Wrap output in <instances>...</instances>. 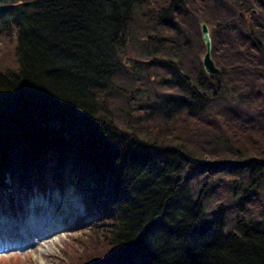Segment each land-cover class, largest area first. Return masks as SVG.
<instances>
[{"label": "trees", "instance_id": "16d2710c", "mask_svg": "<svg viewBox=\"0 0 264 264\" xmlns=\"http://www.w3.org/2000/svg\"><path fill=\"white\" fill-rule=\"evenodd\" d=\"M0 41V204L91 217L59 264H264V0H0Z\"/></svg>", "mask_w": 264, "mask_h": 264}, {"label": "rangeland", "instance_id": "374dc122", "mask_svg": "<svg viewBox=\"0 0 264 264\" xmlns=\"http://www.w3.org/2000/svg\"><path fill=\"white\" fill-rule=\"evenodd\" d=\"M2 43L0 41V47ZM128 52L134 53L135 46H128ZM1 54V52H0ZM251 93L247 92L244 94V98L248 104H255L254 97L247 98ZM71 185V184H70ZM68 185L65 194L59 192L58 188H53L48 193H36L31 200L28 202H22L21 206L11 208L9 202H3L0 207V218L8 222L19 221L21 219L25 220L26 213L28 211V203L42 201L48 205L49 212L52 216L57 217V223L61 227L60 231L55 232L50 235L49 238L42 239L39 242L28 232L27 239L31 241V245L25 244L24 249L21 251L6 250L5 252H0V264H59L63 261H67L68 253L74 250L75 253H81L83 247L80 246V242H77L73 237H80L83 241L90 240L93 237L90 236L86 238L82 231V222L79 219L84 218L83 205L86 201L85 198L80 194V190L75 186V190L72 186ZM84 192V191H83ZM85 193V192H84ZM75 204V207L72 205ZM58 206V210L56 209ZM19 207V208H18ZM21 211L16 215V210ZM62 217V218H61ZM61 218V219H60ZM84 220H87L84 218ZM90 226V225H89ZM15 230H17L15 228ZM10 240H5L7 244ZM21 238L18 242L22 243ZM2 242L0 240V247ZM93 251L96 250L94 243H92ZM90 257V256H89ZM93 258V257H92ZM90 258L89 260H92ZM63 260V261H62Z\"/></svg>", "mask_w": 264, "mask_h": 264}, {"label": "bare ground", "instance_id": "6f19581e", "mask_svg": "<svg viewBox=\"0 0 264 264\" xmlns=\"http://www.w3.org/2000/svg\"><path fill=\"white\" fill-rule=\"evenodd\" d=\"M39 206L40 204L37 203L33 205L32 209L31 208L29 209L27 219H25V224H28L27 227L20 228V226L16 225L14 221L6 222L0 220V239L1 240L10 239L15 241L18 238V236L19 238L26 236L24 233L26 229H31L34 232H39L41 229H43V225L41 224V222L45 220L46 215L45 213H43V211L41 212V214L35 212L39 208ZM72 206L75 207V204H73ZM16 227L19 228V231L14 230ZM53 228L54 229L57 228L55 224ZM45 238H49V237L42 235L41 238H39L38 240L39 242H42L41 240Z\"/></svg>", "mask_w": 264, "mask_h": 264}, {"label": "water", "instance_id": "95a60500", "mask_svg": "<svg viewBox=\"0 0 264 264\" xmlns=\"http://www.w3.org/2000/svg\"><path fill=\"white\" fill-rule=\"evenodd\" d=\"M200 32L201 39L204 44V53L201 56V62L206 74L216 75L219 69L216 67L212 57H211V38L209 26L204 22L200 21Z\"/></svg>", "mask_w": 264, "mask_h": 264}]
</instances>
